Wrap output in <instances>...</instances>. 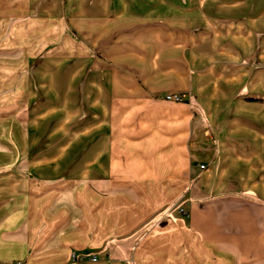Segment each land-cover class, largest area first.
<instances>
[{"label":"crops","instance_id":"obj_1","mask_svg":"<svg viewBox=\"0 0 264 264\" xmlns=\"http://www.w3.org/2000/svg\"><path fill=\"white\" fill-rule=\"evenodd\" d=\"M66 1L102 45H148L188 99L104 85L59 118L14 108L43 89L5 73L0 264H264V0Z\"/></svg>","mask_w":264,"mask_h":264},{"label":"rangeland","instance_id":"obj_2","mask_svg":"<svg viewBox=\"0 0 264 264\" xmlns=\"http://www.w3.org/2000/svg\"><path fill=\"white\" fill-rule=\"evenodd\" d=\"M166 1H171L178 8L189 9L202 3V0ZM154 2L159 5L162 0ZM208 2L218 3V0H205ZM60 3V14H56L53 10L58 9L57 0H0V85L3 86L0 88L10 82L4 74L11 72L14 84L19 83L21 76L24 82L27 76L32 75L30 84L35 81L40 84L39 91L43 89L42 94L23 92L13 96L14 108L20 110V104L26 108L34 97H40L46 108L54 107L57 117L83 120L85 109L90 108L87 90H97L104 85L110 88L137 86L147 91L156 89L150 97L157 102L173 104L188 99L184 93L176 91L175 79L170 81L172 85H167L163 58L156 64L148 45L140 42L136 46L120 45L122 42L118 40L117 33L112 31L113 36L102 45L101 30L90 32L83 15L70 14L66 0ZM8 8L14 11L11 16ZM10 24L12 28H9ZM146 25L139 23L136 29ZM163 45V42H157L154 51L157 54L164 52ZM103 72H107L109 78L101 79ZM3 92L5 90L0 89V93ZM169 94H179L183 99L169 100ZM4 101L3 93L0 94V103Z\"/></svg>","mask_w":264,"mask_h":264},{"label":"built area","instance_id":"obj_3","mask_svg":"<svg viewBox=\"0 0 264 264\" xmlns=\"http://www.w3.org/2000/svg\"><path fill=\"white\" fill-rule=\"evenodd\" d=\"M167 99L173 100V101H181L183 99V97L179 94H173V95L169 94V95H167ZM202 167H204V166H202ZM93 259H96V257L93 256Z\"/></svg>","mask_w":264,"mask_h":264}]
</instances>
